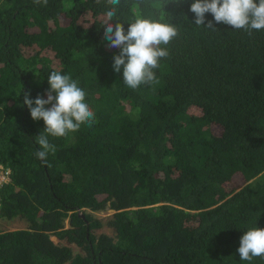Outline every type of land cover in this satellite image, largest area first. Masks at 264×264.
<instances>
[{"label":"trees","instance_id":"16d2710c","mask_svg":"<svg viewBox=\"0 0 264 264\" xmlns=\"http://www.w3.org/2000/svg\"><path fill=\"white\" fill-rule=\"evenodd\" d=\"M192 2L121 0L125 32L136 16L178 31L156 82L133 90L113 69L105 0H0V218L28 222L0 229V264H264L237 251L264 228V30L211 13L215 30L197 26ZM53 70L79 78L95 122L49 136L45 162L24 99L46 98ZM103 210L112 236L95 233Z\"/></svg>","mask_w":264,"mask_h":264},{"label":"clouds","instance_id":"9594fccd","mask_svg":"<svg viewBox=\"0 0 264 264\" xmlns=\"http://www.w3.org/2000/svg\"><path fill=\"white\" fill-rule=\"evenodd\" d=\"M48 0H33L34 4H47ZM100 3V0H96ZM111 5L106 14L104 40L108 46L118 48L119 54L113 58V69L119 73L123 69V82L136 90L142 84L156 82L159 61L169 55L167 45L178 35L174 24L163 19L136 16L129 22L125 32L123 23L113 18L121 0H105ZM190 11L194 13V24L215 30L213 21L205 24L206 13H211L216 23L243 29L249 34L253 30H264V0H193ZM49 87L46 98L38 94L33 100L25 94L24 103L30 110L34 121L43 120V132L35 139L39 145L36 151L38 159L45 161L48 154L55 153L56 147L50 143L49 136L62 137L69 132L78 131L81 125L91 126L95 122V113L86 102V92L80 86L79 78L53 70L47 77ZM242 261L251 262L254 257L264 258V228H248L240 237L237 249Z\"/></svg>","mask_w":264,"mask_h":264},{"label":"rangeland","instance_id":"374dc122","mask_svg":"<svg viewBox=\"0 0 264 264\" xmlns=\"http://www.w3.org/2000/svg\"><path fill=\"white\" fill-rule=\"evenodd\" d=\"M197 110V109H195ZM194 110V111H195ZM235 180L234 183H230L229 187L230 188H236V191L238 189H240L244 183L241 181V176L240 175H236L235 176ZM113 212L111 210H103V211H99V212H94L93 215H95L96 217L100 218L103 223L104 226H102V228L98 229L95 231L96 235L100 234V233H105L107 235H114L113 229L108 227L105 223L106 220L108 218H110L111 214ZM28 226V222L25 221L24 219H20V218H13L11 220H7V219H2L0 218V229L2 231H12V230H17V229H26ZM65 227H68V223L67 220L65 222ZM51 239L58 244H62V245H68L72 248L74 253H80V254H84L83 250L80 249L79 247L75 246L74 244H67L65 241H61L58 240L55 236H51Z\"/></svg>","mask_w":264,"mask_h":264},{"label":"built area","instance_id":"2783aa9c","mask_svg":"<svg viewBox=\"0 0 264 264\" xmlns=\"http://www.w3.org/2000/svg\"><path fill=\"white\" fill-rule=\"evenodd\" d=\"M9 169L3 170L2 166H0V187L3 183L8 182L9 180Z\"/></svg>","mask_w":264,"mask_h":264}]
</instances>
